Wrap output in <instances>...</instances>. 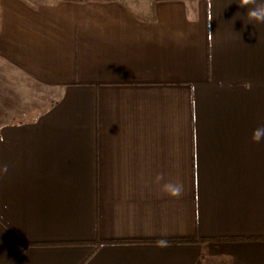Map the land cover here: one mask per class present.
Returning a JSON list of instances; mask_svg holds the SVG:
<instances>
[{
    "label": "crops",
    "instance_id": "crops-1",
    "mask_svg": "<svg viewBox=\"0 0 264 264\" xmlns=\"http://www.w3.org/2000/svg\"><path fill=\"white\" fill-rule=\"evenodd\" d=\"M238 2L0 0V68L55 95L0 120V264H264V24ZM193 236L226 239L156 244Z\"/></svg>",
    "mask_w": 264,
    "mask_h": 264
},
{
    "label": "rangeland",
    "instance_id": "rangeland-1",
    "mask_svg": "<svg viewBox=\"0 0 264 264\" xmlns=\"http://www.w3.org/2000/svg\"><path fill=\"white\" fill-rule=\"evenodd\" d=\"M33 5H40L41 3H49L57 0H27ZM0 68V108L5 105V110L0 109V120L5 116L6 120L14 118H28L31 111L27 108L36 105L49 104L53 98L54 93L46 87L31 83L29 80L23 79L21 76L14 78L12 70L3 63ZM17 100L16 106L12 104V100ZM2 103L4 105H2ZM27 107V108H26Z\"/></svg>",
    "mask_w": 264,
    "mask_h": 264
},
{
    "label": "clouds",
    "instance_id": "clouds-1",
    "mask_svg": "<svg viewBox=\"0 0 264 264\" xmlns=\"http://www.w3.org/2000/svg\"><path fill=\"white\" fill-rule=\"evenodd\" d=\"M239 6L246 9V15L249 23L255 22L257 24H264V0H239ZM250 6V7H249ZM232 87L229 82L227 85L224 81H219L217 87L224 88ZM246 88L250 89L251 85L246 84ZM251 140L253 143H264V124H261L253 129ZM0 143H3V137H0ZM9 173V165L7 163H0V180H3ZM154 183L160 186L161 192L172 198H180L184 194V185L179 181L167 180L163 173H158L154 178ZM0 208L7 209V205H0ZM158 247H167L168 241L161 239L156 241Z\"/></svg>",
    "mask_w": 264,
    "mask_h": 264
},
{
    "label": "trees",
    "instance_id": "trees-1",
    "mask_svg": "<svg viewBox=\"0 0 264 264\" xmlns=\"http://www.w3.org/2000/svg\"><path fill=\"white\" fill-rule=\"evenodd\" d=\"M35 111H37V110H33L32 113L35 112ZM0 220L18 236L16 231H14L10 226H8V224L5 223L1 219V217H0ZM21 239L23 240V242L25 243L26 246L31 245V244H35V243L28 242V241H26L23 238H21ZM212 239L216 240V239H226V238H203V237L193 236V237H182V238H177V239H172V240L171 239H167V241L168 242H175V243H200V242H204V241H208V240H212ZM96 243H97L98 246L103 244V242H100V241H97Z\"/></svg>",
    "mask_w": 264,
    "mask_h": 264
}]
</instances>
